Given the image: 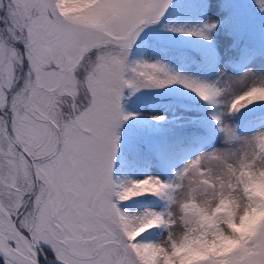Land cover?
<instances>
[{
  "label": "snow or ice",
  "instance_id": "obj_1",
  "mask_svg": "<svg viewBox=\"0 0 264 264\" xmlns=\"http://www.w3.org/2000/svg\"><path fill=\"white\" fill-rule=\"evenodd\" d=\"M172 5L0 0V264H264V116L234 115L264 109V0L258 41L216 0L164 25L207 45L215 80L134 57ZM172 85L216 110L219 144L186 135V113L157 128L167 112L126 107Z\"/></svg>",
  "mask_w": 264,
  "mask_h": 264
},
{
  "label": "rangeland",
  "instance_id": "obj_2",
  "mask_svg": "<svg viewBox=\"0 0 264 264\" xmlns=\"http://www.w3.org/2000/svg\"><path fill=\"white\" fill-rule=\"evenodd\" d=\"M227 2L229 7L231 6L230 8L226 5ZM227 2L226 0H216L217 16L225 19L230 16L232 27L236 29L243 27L258 40L260 17L256 15L250 6L252 0H227ZM200 6L201 0H173V5L170 6L168 12L162 18L161 23L159 25L151 26L149 29L145 30V33H142L143 39L138 42L140 47L134 49V57L161 59L175 70L185 74L202 79H217L216 69L208 67L206 62H201L190 50L195 44L191 39L193 37H185L180 33H170L164 27L166 24L194 25L200 23L204 18ZM221 27H225V25L222 24ZM195 39L198 40L197 38ZM227 39V35H222L219 40L220 46L217 48L221 63H225L229 59V56L225 55V42ZM145 40L149 42V47L147 48L144 46ZM198 42L200 49L204 53V49L207 45L200 40H198ZM244 55L245 54H242L240 49H235L231 52V57L233 59H240L241 62L243 61ZM225 71L229 75H236L240 72V69L233 68L232 65L229 64L225 68ZM173 86L177 87L178 85ZM187 94L188 98L179 97L175 95L169 86L164 89L142 90L132 96L126 107L132 111L154 110L159 113L167 112L169 120L162 122L161 125H154V127L157 128L167 125L171 116L177 113H186L187 115L184 116L185 120H188L189 118L191 119V123H189L186 128L195 127L203 121V114L195 103V95H189L188 90ZM210 109L212 110L213 115L216 110L212 108ZM234 115L239 120V123H237L236 126L240 129L249 122L258 124L259 118L264 116V109L255 107L254 111L249 115L241 116L238 113ZM125 127L127 129L128 126L126 125ZM169 127L173 126L170 125ZM213 134H216L215 140L217 144H219V128L215 121H213V124L208 129L197 131L194 135L208 137ZM124 138L126 139V133Z\"/></svg>",
  "mask_w": 264,
  "mask_h": 264
},
{
  "label": "trees",
  "instance_id": "obj_3",
  "mask_svg": "<svg viewBox=\"0 0 264 264\" xmlns=\"http://www.w3.org/2000/svg\"><path fill=\"white\" fill-rule=\"evenodd\" d=\"M226 2H227V0H226ZM226 5H228V2H227ZM228 7H229V5H228ZM252 36H254V35H252ZM191 39H192V41L195 44L193 45L192 48L189 47L190 50L199 58V60L201 62L205 63L204 53L200 49V45H199L198 40H196L195 38H191ZM256 40H257V38H256ZM169 87H170V89L173 90V92L175 93V95H177L179 97L188 98L187 90L183 89L181 86L175 87V86L172 85V86H169ZM188 92H189V95L190 94L191 95L192 94L195 95L194 93H191L189 90H188ZM195 103L200 108V110L202 111V114H203L202 115V120L203 121L198 126H195V127H187L186 128L185 134L186 135H190V136L191 135H194L197 131H200L202 129H208L213 124V120L211 119L212 110L209 107L204 106V103L202 101H199V98L198 97L195 98ZM254 108H255V106L250 105L249 106V109H251V111H249V110H241L242 113H243V115H241V113H238V114H240L241 116L249 115V114H251L254 111Z\"/></svg>",
  "mask_w": 264,
  "mask_h": 264
},
{
  "label": "bare ground",
  "instance_id": "obj_4",
  "mask_svg": "<svg viewBox=\"0 0 264 264\" xmlns=\"http://www.w3.org/2000/svg\"><path fill=\"white\" fill-rule=\"evenodd\" d=\"M219 40H220V38H219ZM178 114H180V113L173 114V115H178ZM184 120H185V118H184ZM167 125H168V126H170V125H171L170 121H169V123H168Z\"/></svg>",
  "mask_w": 264,
  "mask_h": 264
}]
</instances>
